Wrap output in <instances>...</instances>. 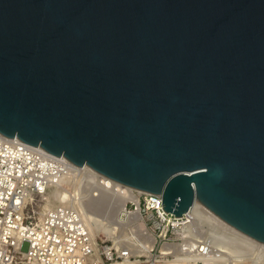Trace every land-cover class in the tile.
<instances>
[{"label":"water","instance_id":"water-1","mask_svg":"<svg viewBox=\"0 0 264 264\" xmlns=\"http://www.w3.org/2000/svg\"><path fill=\"white\" fill-rule=\"evenodd\" d=\"M0 133L264 242V0H0Z\"/></svg>","mask_w":264,"mask_h":264},{"label":"built area","instance_id":"built-area-1","mask_svg":"<svg viewBox=\"0 0 264 264\" xmlns=\"http://www.w3.org/2000/svg\"><path fill=\"white\" fill-rule=\"evenodd\" d=\"M72 175L83 178V185L92 184L91 180L102 181L105 176L0 133V264H112L126 260L165 264V259L175 260L174 264H204L196 260L185 263L183 249L176 254L163 253L165 243L183 242L181 229L194 220L195 214L191 212L194 205L181 217L167 212L162 193L143 192L139 205L132 201L127 203V207L130 204L134 205L133 210H139L149 233L156 238L152 254L146 255L147 260L136 257L128 245L111 246L99 238L100 254L97 255L88 226L75 207L58 205L44 211L46 195ZM210 229L206 217L199 216L192 230L204 237L199 242V252L203 254L213 247ZM219 230V240L227 242V233ZM25 243H28L27 251L22 249ZM254 256H248L245 262L224 264H258L262 256L257 251Z\"/></svg>","mask_w":264,"mask_h":264},{"label":"bare ground","instance_id":"bare-ground-1","mask_svg":"<svg viewBox=\"0 0 264 264\" xmlns=\"http://www.w3.org/2000/svg\"><path fill=\"white\" fill-rule=\"evenodd\" d=\"M102 178V181L94 183V180H91L92 184L83 185V178L72 175L61 186L55 187L46 195L44 211L58 205L75 207L88 226L97 255L100 254L98 238L102 233L115 237L116 232L122 230L124 234H127L126 230L129 225H131V227L129 226L131 235L125 240V244L129 246L133 254L136 249L151 255L156 238L149 233L139 210H129L127 207L129 201L139 205L140 196L146 191L122 184L106 176H102ZM191 212L195 214L194 220L181 229L180 235L184 238L183 242L165 243L162 246L164 254L169 252L176 254L182 252L183 249V254L186 255V257L184 256L185 263L196 260L197 262L202 261L204 264H224L230 261L245 262L248 256L255 257L254 253L257 251L262 256L258 264H264V244L262 242L232 226L199 200L194 202ZM199 216L206 217L211 227L208 232L214 238L213 247L207 254L199 252V242L204 237L199 232L192 231L198 224ZM219 229L227 233L229 237L227 242L219 240V234H221ZM118 241L120 240L116 239L115 242ZM174 262L175 260L165 259V264H174ZM138 263V260H126L112 264Z\"/></svg>","mask_w":264,"mask_h":264},{"label":"rangeland","instance_id":"rangeland-1","mask_svg":"<svg viewBox=\"0 0 264 264\" xmlns=\"http://www.w3.org/2000/svg\"><path fill=\"white\" fill-rule=\"evenodd\" d=\"M52 195V194H51ZM48 197H50V196H48ZM128 208L130 209V210H133L134 209V205H130L129 204V206H128ZM40 212H41V210H39ZM130 227H131V225H129ZM129 226H128V228H127V230H128V232H127V230H126V233L127 234H124L123 233V231L122 230H118L117 232H116V234H115V237H110V236H107L105 233H102L101 235H100V237H99V239L101 240V241H103L104 242V244H108V245H111V246H118V247H122V246H124V245H127V244H125L126 243V239H128L130 236L129 235H131V233H130V229H129ZM116 239H118V240H120V241H118L117 243L115 242L116 241ZM100 241V242H101ZM138 247H140V246H138ZM23 251H27L28 250V243H25L24 245H23ZM140 249H142L141 247H140ZM135 253H134V255L136 256V257H141L140 259L142 260V261H145V260H147L148 258L146 257V253L145 252H142L143 250H136L135 249ZM154 254H155V251H154ZM136 259H139V258H136ZM116 261H114L113 263H115ZM119 262H121V261H119ZM141 263V262H140ZM147 262H142L141 264H146Z\"/></svg>","mask_w":264,"mask_h":264}]
</instances>
